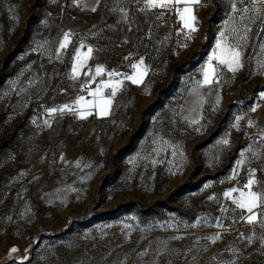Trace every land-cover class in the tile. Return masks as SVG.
<instances>
[{
  "label": "rangeland",
  "instance_id": "obj_1",
  "mask_svg": "<svg viewBox=\"0 0 264 264\" xmlns=\"http://www.w3.org/2000/svg\"><path fill=\"white\" fill-rule=\"evenodd\" d=\"M233 2L202 0L198 37L174 50L177 63L156 67L144 99L123 83L118 93L133 104L113 99L101 117L70 76L73 0H0V264H264L259 241L238 239L264 228L247 225L224 196L242 189L254 168V190L264 185V155L248 151L264 154V52L253 47L264 39L255 34L259 21L242 67L233 73L213 60V84H198L220 33L233 42L231 27H242ZM65 32L70 42L57 56ZM197 53L204 63L196 71L183 59ZM65 104L76 111L48 114ZM242 158L248 162L237 166ZM217 233L216 243L204 238Z\"/></svg>",
  "mask_w": 264,
  "mask_h": 264
},
{
  "label": "crops",
  "instance_id": "obj_2",
  "mask_svg": "<svg viewBox=\"0 0 264 264\" xmlns=\"http://www.w3.org/2000/svg\"><path fill=\"white\" fill-rule=\"evenodd\" d=\"M247 6L252 7L250 4ZM92 7H96L97 10L92 12ZM183 7L184 5L180 4L174 8L176 10ZM191 7H200V5ZM120 8L127 11L126 20L122 19ZM142 8H144V0H140L139 3L137 0H100L99 4L95 3V0H73L71 11L74 17L72 20L74 32L72 33L78 37L75 49L80 48L81 53H87L88 48H92L93 51L90 58L84 61L83 66L78 68L76 78H73L72 66L75 49L73 50L70 60V76L79 86L86 87L85 92L89 97V91H95L100 86L101 81L120 80L122 83L116 94L119 96H115L113 99H117L121 104H133L132 98L123 97V94L118 93L123 83L136 86L141 91L140 94L143 95L142 99H144L153 88L152 72L156 67L159 65L161 68H168L177 63L178 58L174 55V38L171 34L162 38L156 32L158 19L154 13L160 9L141 11ZM196 24L195 32L198 29ZM194 33L192 36L196 40L198 36L193 35ZM120 44L125 46L122 48ZM191 57H184L183 61L188 67H191L190 62L195 67L194 70H199L204 61L200 60L199 53ZM140 58L144 59L142 68H147V75L144 76L143 83L133 84L125 77L137 71L131 65L138 63ZM98 65L105 69V72L100 76L95 75V69ZM110 71H115L121 75L109 77L107 73ZM103 94L110 95L111 89L104 88Z\"/></svg>",
  "mask_w": 264,
  "mask_h": 264
},
{
  "label": "snow or ice",
  "instance_id": "obj_3",
  "mask_svg": "<svg viewBox=\"0 0 264 264\" xmlns=\"http://www.w3.org/2000/svg\"><path fill=\"white\" fill-rule=\"evenodd\" d=\"M100 0H95V3L99 4ZM139 3L140 0H137ZM241 3H247L252 5V7H246L239 9V15L241 17L240 23L242 27H231L230 31L234 33L231 37V40L233 42H229V37L225 34V32L220 33V40L217 41V49L218 52L214 53L212 56L209 57V62L203 69V80L199 81L198 84L200 85H212L214 82V78L217 75V68L213 67L211 64V61L215 60L217 62V65L224 66L228 69V71H231L235 73L239 68L242 67V55H243V49L247 47V41L250 39L252 33H253V27L252 25L256 23V21L260 22V29L256 31V35L258 37H264V0H239ZM202 3V0H144V8L140 9L141 11H145L147 9H162L164 11H170L173 7L176 5L183 4L184 7L182 9L177 8V14L179 17V21L181 22L182 28L188 29L189 31L185 34V40L192 39V33L196 31L195 24L197 23L196 16L193 14V8L191 6L193 5H200ZM259 5V6H257ZM97 9L96 7H92L91 11L95 12ZM115 10V9H113ZM121 12L122 19H127V11L124 8L119 9ZM233 11H237L236 2L234 0L233 2ZM252 13V15H249ZM227 23V22H226ZM70 42V34L68 32H65L63 34L62 40L59 42V47L56 49V54L59 56L61 50H64L68 47ZM187 46L186 44L184 45ZM83 47V45H81ZM254 48L260 49L262 52H264V39L261 40L260 43L253 45ZM92 48H88L87 53H81L80 48L75 49V56L73 57L74 63L72 66V73L73 78H76V75L78 73V68L83 66V63L86 59L90 58V54L92 53ZM83 57V59H82ZM127 59V57H126ZM144 65V59L140 58L138 63H134L131 65V67L134 70L133 74L128 75L125 77V79L130 80L133 84H141L143 83L144 76L147 75V68L142 66ZM261 68L264 69V60L261 61ZM142 69V70H141ZM105 72V69L103 66H97L95 69V75L100 76ZM109 77L113 76H120V73H117L115 71H110L107 73ZM92 79H95V77H92ZM218 82V81H217ZM122 82L120 80L112 81H101L100 86H98L95 91H89V95L94 97L92 101L86 102L89 104L92 108H95L98 110V115L103 117L110 114V110L113 104V98L117 94V90ZM109 88L111 89L110 95H104L103 89ZM261 98L264 99V92H261ZM84 101V97L80 96L78 97L74 105L79 106L81 102ZM202 103V101H200ZM217 104H219V99L217 100ZM253 112L256 111V106H253L251 109ZM48 114L52 115L53 113L60 111L61 113L65 111H76V109L73 106H70L68 104L63 105L59 109L57 108H49ZM91 112H79L78 117L80 119L85 118L86 115H91ZM237 121L239 122L242 117L237 116ZM198 121L192 120V123L195 124ZM44 123L47 125L48 121L45 120ZM248 125L254 126V122L249 120ZM234 127H239V124L233 125ZM199 131V129H197ZM261 142H264V136L261 137ZM223 144H228V140L225 139L222 141ZM249 152H251L253 158H261V153H257L255 151H252V149H248ZM176 153L174 152L173 155ZM183 155V153H181ZM241 156L244 157V153H241ZM63 159V157H61ZM247 158H242L240 160L236 161L237 166L243 165L247 163ZM257 169H252L249 173V179L247 182L243 185L242 189L238 188H232L224 193V196L226 198H229L232 200V203L235 205L236 209L242 210L240 213L241 219L244 220V222L247 225L252 226L255 228L256 226H259L261 228H264V210L256 211L257 209H264V185H262L261 190H254V185L258 183V181L255 179V173ZM235 173V170H234ZM23 175V173H21ZM205 187H208V185H205ZM239 192V195L237 197H233V193ZM209 199H213V197H209ZM224 212H227V208L221 209ZM247 212V215L245 216L243 213ZM201 223L200 220L197 221L196 224H192L191 227L195 228L197 224ZM235 223V221H234ZM217 227L224 228L225 226L220 222L219 220L216 223ZM182 237H173V239H181ZM205 239L210 240L212 243H216L218 240L221 239V234L217 233L214 236L211 237H204ZM199 239V238H198ZM238 239H246L248 245L253 244L256 241H259L261 249H264V235H257L255 232H252L251 235L247 233H241L240 237ZM17 249L15 247L10 249L11 253L16 252ZM230 251L235 254L238 252V249L231 248ZM145 253L141 252L140 255L143 256ZM162 253L158 252L157 255H160ZM215 259V258H214ZM221 264H236L235 260L230 261H222Z\"/></svg>",
  "mask_w": 264,
  "mask_h": 264
},
{
  "label": "built area",
  "instance_id": "obj_4",
  "mask_svg": "<svg viewBox=\"0 0 264 264\" xmlns=\"http://www.w3.org/2000/svg\"><path fill=\"white\" fill-rule=\"evenodd\" d=\"M194 15L197 16V7L193 8ZM236 15H239L238 10L235 12ZM252 14V13H250ZM156 18L158 19V24L156 26V32L160 36H168L171 34V36L174 38L176 47H175V53H181V47L185 45L190 40H185V34L188 32L187 29L182 28L181 22L179 21L178 14L176 13L175 8L173 7L170 11H164V10H157L155 12ZM124 44H120V47H124ZM63 90L67 92L68 86L67 84H64ZM123 90L129 94L130 93V87L124 86ZM37 115L41 114V111L37 108H34L33 110ZM256 188L257 186L254 185ZM235 230H231L230 234H234Z\"/></svg>",
  "mask_w": 264,
  "mask_h": 264
},
{
  "label": "bare ground",
  "instance_id": "obj_5",
  "mask_svg": "<svg viewBox=\"0 0 264 264\" xmlns=\"http://www.w3.org/2000/svg\"><path fill=\"white\" fill-rule=\"evenodd\" d=\"M198 10H197V16H196V19H197V22L199 23V16H198ZM186 50V47L183 45V47H181V53H183L184 51ZM212 50V49H211ZM214 52V50H212ZM180 53V54H181Z\"/></svg>",
  "mask_w": 264,
  "mask_h": 264
}]
</instances>
